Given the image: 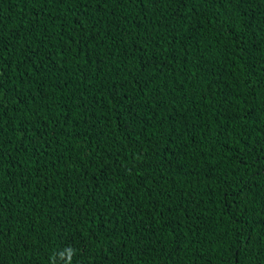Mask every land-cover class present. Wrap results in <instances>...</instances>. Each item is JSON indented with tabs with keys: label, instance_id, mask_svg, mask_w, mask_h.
Returning a JSON list of instances; mask_svg holds the SVG:
<instances>
[{
	"label": "trees",
	"instance_id": "1",
	"mask_svg": "<svg viewBox=\"0 0 264 264\" xmlns=\"http://www.w3.org/2000/svg\"><path fill=\"white\" fill-rule=\"evenodd\" d=\"M0 83V264H264V0H0Z\"/></svg>",
	"mask_w": 264,
	"mask_h": 264
},
{
	"label": "clouds",
	"instance_id": "2",
	"mask_svg": "<svg viewBox=\"0 0 264 264\" xmlns=\"http://www.w3.org/2000/svg\"><path fill=\"white\" fill-rule=\"evenodd\" d=\"M73 250L71 249H65L64 252H62L60 254V258L61 259H65V257H67L66 259V264H70V260H71V256L73 255Z\"/></svg>",
	"mask_w": 264,
	"mask_h": 264
},
{
	"label": "snow or ice",
	"instance_id": "3",
	"mask_svg": "<svg viewBox=\"0 0 264 264\" xmlns=\"http://www.w3.org/2000/svg\"><path fill=\"white\" fill-rule=\"evenodd\" d=\"M126 2H127V0H122V3H126ZM81 27H83V26H81ZM0 88H3L2 83H0ZM0 98H2V97H0ZM21 147H23V146H21ZM236 264H239V261H236Z\"/></svg>",
	"mask_w": 264,
	"mask_h": 264
}]
</instances>
